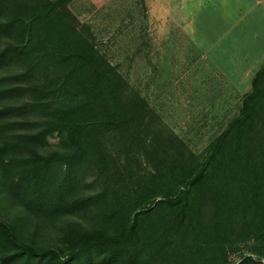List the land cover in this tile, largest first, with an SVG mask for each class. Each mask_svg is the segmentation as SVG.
<instances>
[{
	"label": "trees",
	"instance_id": "16d2710c",
	"mask_svg": "<svg viewBox=\"0 0 264 264\" xmlns=\"http://www.w3.org/2000/svg\"><path fill=\"white\" fill-rule=\"evenodd\" d=\"M5 1L0 0V11ZM60 2L17 0L14 12L0 22V32L15 37L0 49V62L14 60L24 67L16 76L0 78V101L27 96L20 105L0 104V134L17 126L30 129L15 141L0 138V155L26 151L18 158L0 156V195H13L40 218L68 205L76 187V163L85 162L96 137L121 130L127 147L138 143L135 122L145 107L140 98H125V80L95 49L87 29L72 28L68 10H58ZM27 113L34 120H12ZM263 114L264 63L238 115L209 143L202 161L181 143L158 152L159 170L136 191L137 207L143 209L132 211L124 229L113 234L69 231L58 244L39 246V238L26 241L0 221V264H103L119 259L124 264H224L223 244L235 227L238 236L264 238V135L246 149ZM49 138L58 140L60 150L43 157L37 148ZM58 167L61 174L55 171ZM103 189L105 194L106 184ZM206 200L213 208L209 225L199 222ZM147 203L152 207L146 209ZM79 205L86 204L70 207Z\"/></svg>",
	"mask_w": 264,
	"mask_h": 264
},
{
	"label": "rangeland",
	"instance_id": "374dc122",
	"mask_svg": "<svg viewBox=\"0 0 264 264\" xmlns=\"http://www.w3.org/2000/svg\"><path fill=\"white\" fill-rule=\"evenodd\" d=\"M60 1L58 10H68L72 28L87 29L95 49L125 80L128 86L125 98H140L145 107L135 122L138 143L127 147L121 130L96 137L85 162L76 163V187L61 211L40 218L29 214L13 195L2 192L0 221L26 241L39 238V246H54L69 231L113 234L124 229L132 211L143 209L137 207L136 191L159 170L158 152L164 147L177 148L181 143L202 161L209 143L238 115L242 98L250 91L252 78L259 69L240 66L232 49H214L240 16L238 1ZM17 5V0L3 3L1 23ZM14 42L15 37L0 32V49ZM23 69L18 61L0 62V78L16 76ZM5 100L0 104L5 101L7 105L9 102L20 105L27 101V96L24 93ZM32 115L27 113L12 120L22 124L34 120ZM29 130L17 126L1 133L0 138L15 141ZM263 135L264 114L258 116L246 149L258 145ZM59 145L56 138H49L37 152L45 157L58 151ZM23 154L25 150L0 156L18 158ZM60 170L63 168L55 171L61 174ZM8 176L14 174L10 172ZM72 203L86 205L71 208ZM149 204L146 209L152 207ZM199 222L203 225L213 222V208L207 200L200 208ZM236 231L235 227L223 244L224 264H243L247 258L251 260L246 264H264V238L257 241L249 233L238 236ZM96 263L102 264L99 260ZM103 264L124 262L107 260Z\"/></svg>",
	"mask_w": 264,
	"mask_h": 264
},
{
	"label": "crops",
	"instance_id": "0c3cea01",
	"mask_svg": "<svg viewBox=\"0 0 264 264\" xmlns=\"http://www.w3.org/2000/svg\"><path fill=\"white\" fill-rule=\"evenodd\" d=\"M235 1L241 4V14L233 26L220 38V42L214 49L222 47L232 49L236 51L234 60L239 62L240 66L252 67L249 68L250 70L256 69L264 62V0ZM246 1L249 3L244 5ZM243 58L248 61L243 62Z\"/></svg>",
	"mask_w": 264,
	"mask_h": 264
}]
</instances>
